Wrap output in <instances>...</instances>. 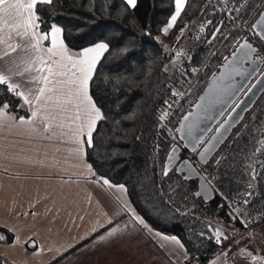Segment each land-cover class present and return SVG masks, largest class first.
Here are the masks:
<instances>
[{"label": "snow or ice", "instance_id": "snow-or-ice-1", "mask_svg": "<svg viewBox=\"0 0 264 264\" xmlns=\"http://www.w3.org/2000/svg\"><path fill=\"white\" fill-rule=\"evenodd\" d=\"M107 3L116 17H124L138 7V0ZM188 6V0H171V11L160 28L164 36L178 28L179 41L190 31L192 22L184 21ZM209 6L214 19L203 20L198 28L203 35L197 36L207 45L206 59L196 66L190 63L192 56L184 57L185 62L179 65L173 59L179 78L167 86L165 97L146 114L152 118V161L159 162L160 182L152 180L141 184L140 189L147 203H154L152 197L156 196L164 207L180 213L171 196L164 200V183L172 181L169 190L175 193L186 182H192L194 175L203 176V184L196 182L192 196L201 202L211 197L217 208L227 209L228 218L221 228L209 224L198 234L193 232L197 240L221 246L212 264H217L221 256L223 264L236 257L243 258L245 264H264V249L256 247L258 242L264 243V234L255 231L264 225V207L257 206L264 204V109L257 112L259 105L251 99L257 89L264 92V0H219V7L207 0L205 11ZM55 7L54 0H0V128L22 129L28 142H39L32 150L45 157L47 143L66 147L77 161L73 165L77 171L67 174V178L60 175L61 189L73 185L79 188L81 182L91 186L86 204L98 217V226L91 229L98 234L97 242L140 234L150 241L155 238V246L166 251L170 264H192L198 257L186 246L191 241L151 225L130 199L127 182H114L106 174H98L91 163L85 164L87 150L96 148L98 125H123L126 131V122L142 123L145 114L130 107L119 80L110 76L100 80L99 67H103L102 60L107 59L105 53L113 40L104 38L103 33L97 38L89 32L70 37L63 27L46 18L49 9ZM181 23L183 27H179ZM74 31L81 29L78 26ZM124 51L128 53V49ZM186 104L189 109H185ZM242 140L250 147L242 149L240 179L235 181L231 172L237 169H232L228 153L217 150V146ZM131 142L144 144V133L132 135ZM59 151L57 146L55 152ZM162 151L165 155L161 161ZM114 155L118 158L128 153ZM112 158L113 154L107 157ZM197 164L201 165L199 170ZM210 167L216 174L207 171ZM224 179L227 192L223 190ZM61 195L64 203L60 211L72 207L83 220L80 211L87 209L81 202L75 197L69 200L63 192ZM30 214L37 215L35 211ZM229 225L231 235L226 234ZM100 229L105 230L103 235H99ZM9 233L13 234L11 243L19 245L15 228L6 225H0V243L8 241ZM226 242L230 247H223Z\"/></svg>", "mask_w": 264, "mask_h": 264}, {"label": "trees", "instance_id": "trees-1", "mask_svg": "<svg viewBox=\"0 0 264 264\" xmlns=\"http://www.w3.org/2000/svg\"><path fill=\"white\" fill-rule=\"evenodd\" d=\"M116 2L119 3V0ZM54 3L56 7L49 9L46 18L50 17V22H55L58 26L63 27L70 37H77L82 32H89L97 38L103 33L105 34L104 38L113 40L109 52L105 53L107 59L102 60L103 67H99L100 80H106L109 76L113 80H119L130 107L145 114L142 123L126 122L128 124L126 131L123 125L116 126L112 123L98 125L100 134H94L96 148L87 150V162L93 165L98 174H106L114 182H127L131 191L130 199L148 222L154 227H163L166 234L177 235L186 242L191 241L192 243H186V246L192 255L198 257L193 262L207 264L213 256L220 252L221 246L208 240L202 242L197 240L193 235L192 219L183 215L182 212L170 211L169 208L163 206L158 197H152L154 203H147L146 197L141 193L140 185L147 184L152 180L160 182L159 162L153 164L152 161L151 136L154 131L152 118L146 114H149L165 97L167 86L179 78V73L177 76H173L169 70L165 71V69L174 59L175 55L173 54L180 48L182 39L188 38V35L192 36L193 33L190 31L198 32L200 23L211 6L205 11L207 0H188L189 6L186 9L188 15L184 17V21L185 23L191 21L192 26L190 31H186L184 37L177 41L178 28L170 31L168 36H163L160 31L171 11V0H138L137 9L130 10L124 17H116L114 13H111L107 0H54ZM213 4L219 6V0H213ZM89 7H92L93 10L89 11ZM101 8L108 10L103 12L96 10ZM78 26L81 32L74 31ZM183 26L182 23L179 25V27ZM202 35L199 33V36ZM121 38H123L122 41ZM45 43L47 44V42ZM125 48L128 49L127 54L124 51ZM206 49L207 45L198 39V44L189 54L194 57L190 61L193 66L206 59ZM204 83L202 80L200 86L203 87ZM256 104L259 105L256 108L257 112L264 109V93ZM141 132L144 133L145 143L133 144L131 142L132 135H138ZM248 147L250 146H247L246 141L243 140L238 144L226 141L219 149L228 153V161L232 162V169H237V171L231 172L235 181L240 179L238 169L239 161L244 159L242 149L247 150ZM122 151H127L128 155L115 157V153ZM110 154H113V158L107 159ZM164 155L165 153L162 151L160 153L161 161ZM228 161L224 163L227 164ZM200 167L201 165L197 164L198 170ZM207 171L216 174L211 167ZM223 171L224 169L221 168V172ZM168 182L164 183V188ZM224 184L223 190L227 192V179H224ZM163 197L164 200L169 197L165 190ZM172 201L174 207L179 205L177 199L172 198ZM200 205H195V208L202 207L199 211L202 215H209L222 223L227 222L228 218L225 215L227 209L217 208V204L214 202L201 203ZM257 206L264 207V204ZM9 241H11V236L8 234L7 242ZM225 245L227 242L223 247Z\"/></svg>", "mask_w": 264, "mask_h": 264}, {"label": "crops", "instance_id": "crops-1", "mask_svg": "<svg viewBox=\"0 0 264 264\" xmlns=\"http://www.w3.org/2000/svg\"><path fill=\"white\" fill-rule=\"evenodd\" d=\"M38 143L28 142L22 129L0 128V225L14 227L20 238L14 246L9 233L11 241L0 243V264H170L166 251L155 246V238L150 241L133 234L97 242L98 234L91 229L98 226V217L86 204L91 186L81 182L79 188L61 189L60 175L67 178L77 171L73 167L77 161L65 146L54 142L47 143L46 157L37 154L32 149ZM57 146L59 152H55ZM83 159L87 164L86 156ZM54 163L56 167H50ZM62 192L93 214L80 211L81 220L72 207L60 211ZM33 211L35 217L30 214ZM104 231L100 229L99 235Z\"/></svg>", "mask_w": 264, "mask_h": 264}, {"label": "rangeland", "instance_id": "rangeland-1", "mask_svg": "<svg viewBox=\"0 0 264 264\" xmlns=\"http://www.w3.org/2000/svg\"><path fill=\"white\" fill-rule=\"evenodd\" d=\"M216 6L219 7L218 5H216ZM211 12H212V8L210 7L209 10L207 11L205 17L203 18V20L213 19L214 17L212 16ZM190 32H192L193 35L192 36L188 35V38H183L180 48L175 52V54L176 53H183V56L175 55V57H174V59L177 61L178 65L181 64L182 62H184V57L189 56L191 50L196 47V44H198L197 36H199V33L197 31H190ZM167 70H169V72H171L173 74V76H177L179 73L178 71H176L175 68H173L172 62L169 64ZM263 93L261 94L259 99L262 97ZM193 99H195V98H193ZM188 108H189V105L185 106V109H188ZM173 179H175V178H173ZM171 183H172V181H169L167 183L166 187L164 188V190L169 196H171V198L177 199V202L179 204L178 206L181 209L182 213H183V211H186V210L190 212V214L187 216H189L193 221L192 230L195 233L198 234L200 231L204 230L207 227V225H209V224H211L214 228H221L224 226L222 224V222L219 221L218 219L212 218L209 215H202L201 213H199L200 209H202V208H200V207L195 208V205L197 206L198 204L199 205L201 204V201H200L201 199L199 200V198H195L192 196V193L196 190V181L195 180H192V182H186L184 184V187L182 189H177V191L175 193H172L169 190V184H171ZM185 196H187L188 199H186V200L183 199V197H185ZM231 229L232 228H230V230H228V228H227L226 234L231 235L232 234ZM261 229H264V225H260L259 227H257L255 229V231L257 233H260ZM227 245H228V247H230V245L228 243H227ZM227 245H225V246H227ZM228 247H225V248H228ZM256 247L258 249H264V243L258 242L256 244ZM219 255H220V252L217 253L215 256H213L212 260H210L207 264H212V261L215 260L216 257ZM229 255L232 256V253H229ZM192 264H196V263H194L192 261ZM217 264H223V257L222 256L217 261ZM229 264H245V261L241 257H236L234 260H229ZM248 264H251V262L249 261Z\"/></svg>", "mask_w": 264, "mask_h": 264}, {"label": "water", "instance_id": "water-1", "mask_svg": "<svg viewBox=\"0 0 264 264\" xmlns=\"http://www.w3.org/2000/svg\"><path fill=\"white\" fill-rule=\"evenodd\" d=\"M263 92L262 91H260L259 89H257L256 90V94L255 95H253L252 97H251V99L252 100H254L255 102H257V100L259 99V97L261 96V94H262ZM189 109V108H188ZM203 126H205V125H203L202 124V127ZM235 129H233V131H234ZM210 135V134H209ZM226 142V141H225ZM225 144V143H224ZM224 144H222V145H218L217 146V150H219ZM198 170V169H197ZM192 180H195L196 182L198 181L200 184H203V182H204V180H203V176H193V178H192ZM196 190H197V183H196ZM195 190V191H196ZM202 190V189H201ZM196 198V197H195ZM213 199L211 198V197H208V198H206V199H204L203 200V202L204 203H209V202H211Z\"/></svg>", "mask_w": 264, "mask_h": 264}, {"label": "flooded vegetation", "instance_id": "flooded-vegetation-1", "mask_svg": "<svg viewBox=\"0 0 264 264\" xmlns=\"http://www.w3.org/2000/svg\"><path fill=\"white\" fill-rule=\"evenodd\" d=\"M199 200H200V198H199ZM201 201V200H200ZM199 203V202H198ZM201 203H204V202H201ZM209 203H213V200L211 201V202H209ZM204 204H208V203H204ZM200 208H202V207H200ZM223 225H225L226 224V222H224V223H222ZM230 228H232V225H229L228 226V230H230Z\"/></svg>", "mask_w": 264, "mask_h": 264}]
</instances>
